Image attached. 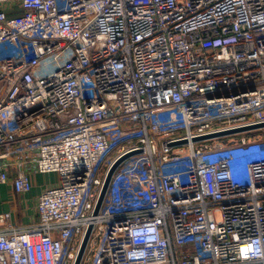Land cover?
<instances>
[{"label": "built area", "instance_id": "obj_1", "mask_svg": "<svg viewBox=\"0 0 264 264\" xmlns=\"http://www.w3.org/2000/svg\"><path fill=\"white\" fill-rule=\"evenodd\" d=\"M263 122L264 0H0V184L58 175L0 264H75L91 223L80 264H264V136L193 140Z\"/></svg>", "mask_w": 264, "mask_h": 264}, {"label": "crops", "instance_id": "obj_2", "mask_svg": "<svg viewBox=\"0 0 264 264\" xmlns=\"http://www.w3.org/2000/svg\"><path fill=\"white\" fill-rule=\"evenodd\" d=\"M46 174H31L33 188L26 195L15 193L10 183L0 184V231L7 224L2 217L11 213V223L16 226H28L37 221V201L40 193L50 184L44 185L43 178Z\"/></svg>", "mask_w": 264, "mask_h": 264}, {"label": "water", "instance_id": "obj_3", "mask_svg": "<svg viewBox=\"0 0 264 264\" xmlns=\"http://www.w3.org/2000/svg\"><path fill=\"white\" fill-rule=\"evenodd\" d=\"M261 128H264V122L263 123H258V124H252V125H248V126H243V127H239V128L229 129V130H225V131H220V132H216V133H212V134H208V135H204V136H199V137L194 138L193 140L194 141L206 140V139H211V138H217V137L233 135V134H238V133L252 131V130H257V129H261ZM185 142H187V141L183 140V141H179V142H177L175 144H181V143H185ZM141 152H142V150H134V151H131V152H127L126 154H124V155L120 156L119 158H117L113 162V164L109 167V169H108V171L106 173L105 179H104L103 186L101 188L100 194H99L97 202H96V206H95L94 213H93L94 216H97L99 214V211L101 209L102 203H103V201L105 199V196L107 194V191L109 189L112 177H113L115 171L117 170V168L127 158H129V157H131V156H133L135 154L141 153ZM92 229H93V224L91 223L89 225V227H88V230H87L85 236H84V239H83L81 248L79 250V253H78V256H77L75 264H80L81 263V260H82V257L84 255L88 240H89L91 232H92Z\"/></svg>", "mask_w": 264, "mask_h": 264}, {"label": "rangeland", "instance_id": "obj_4", "mask_svg": "<svg viewBox=\"0 0 264 264\" xmlns=\"http://www.w3.org/2000/svg\"><path fill=\"white\" fill-rule=\"evenodd\" d=\"M238 135L239 134L223 136L221 138L213 139L212 142L217 143L219 141H224L226 144H228V143L230 144V142L234 139V140H236V143H237L238 142L237 140H239L240 136H241V135H239V136ZM246 135H250V136L258 135V137L259 136L262 137V136H264V132L261 131V130H257V131L255 130V131L247 133ZM237 155H238V153H237ZM43 180H44V183H45L44 185H47V184H50V185L52 184L53 185V184L57 183L58 175L56 173H49V174L45 175Z\"/></svg>", "mask_w": 264, "mask_h": 264}]
</instances>
